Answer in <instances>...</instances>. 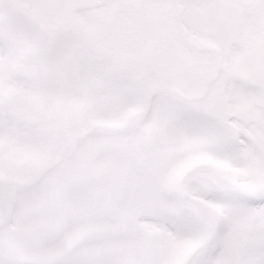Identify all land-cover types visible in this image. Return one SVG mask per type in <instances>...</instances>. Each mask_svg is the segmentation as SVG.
<instances>
[{
  "label": "snow or ice",
  "instance_id": "obj_1",
  "mask_svg": "<svg viewBox=\"0 0 264 264\" xmlns=\"http://www.w3.org/2000/svg\"><path fill=\"white\" fill-rule=\"evenodd\" d=\"M0 264H264V0H0Z\"/></svg>",
  "mask_w": 264,
  "mask_h": 264
},
{
  "label": "rangeland",
  "instance_id": "obj_2",
  "mask_svg": "<svg viewBox=\"0 0 264 264\" xmlns=\"http://www.w3.org/2000/svg\"><path fill=\"white\" fill-rule=\"evenodd\" d=\"M202 162H207V161H205V160H203V159H201V160H199V161H196V163H202ZM190 165H192V164H189L188 166H190ZM183 171V170H182Z\"/></svg>",
  "mask_w": 264,
  "mask_h": 264
}]
</instances>
